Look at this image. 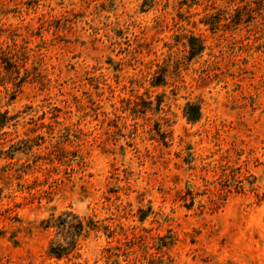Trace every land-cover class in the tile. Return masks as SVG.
Wrapping results in <instances>:
<instances>
[{
    "label": "rangeland",
    "instance_id": "374dc122",
    "mask_svg": "<svg viewBox=\"0 0 264 264\" xmlns=\"http://www.w3.org/2000/svg\"><path fill=\"white\" fill-rule=\"evenodd\" d=\"M0 264H264V0H0Z\"/></svg>",
    "mask_w": 264,
    "mask_h": 264
},
{
    "label": "trees",
    "instance_id": "16d2710c",
    "mask_svg": "<svg viewBox=\"0 0 264 264\" xmlns=\"http://www.w3.org/2000/svg\"><path fill=\"white\" fill-rule=\"evenodd\" d=\"M189 110H192V111L190 113H188ZM185 116H186L187 120L194 122L199 117V109L194 105H188L186 107ZM49 251L51 254H53V255L55 254V256H57L58 258L60 257V255L56 251H54V247H50Z\"/></svg>",
    "mask_w": 264,
    "mask_h": 264
}]
</instances>
